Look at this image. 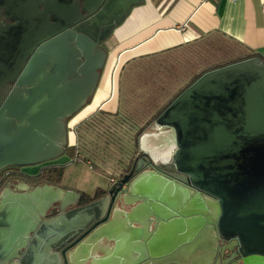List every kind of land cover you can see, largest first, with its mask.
Instances as JSON below:
<instances>
[{
  "label": "water",
  "instance_id": "obj_1",
  "mask_svg": "<svg viewBox=\"0 0 264 264\" xmlns=\"http://www.w3.org/2000/svg\"><path fill=\"white\" fill-rule=\"evenodd\" d=\"M78 1L42 0L37 22L47 42L40 57L22 72L18 59L7 62L9 92L0 95V169L65 155L67 122L93 97L106 63L107 51L99 45L144 2L82 0V15ZM137 146L147 158L145 167L133 159L100 198L67 212L79 202L74 190L45 183L21 194L5 189L0 264L36 263L37 235L50 249L45 264H132L107 251L97 258L91 246L101 239L117 242L114 210L130 201L147 209L155 227L199 219L223 243L219 255L228 252L220 264H264V51L202 73L159 113ZM162 167L173 173L160 172ZM53 210L57 215L49 217ZM122 216L131 224L135 210ZM178 244L176 236L149 258L153 264H178Z\"/></svg>",
  "mask_w": 264,
  "mask_h": 264
},
{
  "label": "crops",
  "instance_id": "obj_2",
  "mask_svg": "<svg viewBox=\"0 0 264 264\" xmlns=\"http://www.w3.org/2000/svg\"><path fill=\"white\" fill-rule=\"evenodd\" d=\"M263 7L264 0H144L141 6L132 9L106 42L107 64L103 76L83 110L84 115L74 118L70 126L98 111L110 114L123 111V98L131 92L128 86L132 79L130 70L138 72L141 64L161 59L174 61L182 55L194 56L206 43L214 41L225 45V52L219 60L262 53ZM109 60L115 61V66L112 63L108 68ZM217 61L215 59L207 65ZM69 144L72 145L71 141ZM78 161L69 156L57 159V163L64 165L61 185L90 199L97 192L106 191L107 180L100 178L95 170L90 169L86 178H80L84 165H77ZM130 202L128 206L120 205L114 210L119 213L115 215L113 225L117 242L101 239L98 244L91 243L97 258L103 257L102 252L107 251L117 261L127 257L132 264H153L155 260L149 256L174 243L177 236L179 244L175 259L178 264H220L227 260L228 252L223 257L219 255L217 241L203 229L199 219L170 220L161 227H155L147 218V209L141 203ZM129 209L135 210L134 221L125 224L122 215H127ZM22 223L27 222L21 219ZM205 225L208 226L207 223ZM37 240L40 243L35 246L34 256L41 262L37 259L34 264H45L50 249L47 240L40 235H37ZM206 255L208 260H205ZM82 264H86L85 261Z\"/></svg>",
  "mask_w": 264,
  "mask_h": 264
},
{
  "label": "flooded vegetation",
  "instance_id": "obj_3",
  "mask_svg": "<svg viewBox=\"0 0 264 264\" xmlns=\"http://www.w3.org/2000/svg\"><path fill=\"white\" fill-rule=\"evenodd\" d=\"M78 3L80 7V12L82 15H84V11L81 9L82 0H79ZM42 10V0H0V95H4L9 92L10 84L6 83L5 79L7 76V62L8 60H10V58L19 60L18 66L20 68V72H22L26 67L27 63H29L35 57L37 58L41 55V47L43 43L47 42L46 40H42V26L40 23L37 22ZM70 30L74 31L72 27L70 28ZM105 42L106 41L102 42L99 45V47L104 50H106ZM149 130L150 126L146 131L141 133L139 139L143 134L147 133V131L149 132ZM64 156H73L70 145L66 148ZM137 158L143 167L147 165V158L145 156H142L141 153H139L138 146L134 160ZM60 166H63L64 169V165L57 163V160H55L51 162L42 163L36 166H8L1 168L0 195L4 193L5 189H8L9 191L15 194H21L44 183L67 189L63 187L60 182L63 172L58 183L52 181V173L47 174V172H50L51 169ZM159 171L164 174L173 173L171 170L163 167L159 168ZM103 194L104 192H101L100 195H95L90 200H86L84 198V196L87 197L86 195L80 194L79 202H77L73 206H69L64 211L67 212L72 209L79 208L87 203H90L100 198ZM5 197H8V194H5ZM7 203L8 202H5V204ZM122 206L125 207L124 205ZM1 212L3 213L2 210ZM55 215H57V213L53 210L49 214V217H53ZM222 246L223 243L217 240L218 251Z\"/></svg>",
  "mask_w": 264,
  "mask_h": 264
},
{
  "label": "rangeland",
  "instance_id": "obj_4",
  "mask_svg": "<svg viewBox=\"0 0 264 264\" xmlns=\"http://www.w3.org/2000/svg\"><path fill=\"white\" fill-rule=\"evenodd\" d=\"M109 39L110 37L106 40V42H108ZM216 47H219V49L221 48L222 51H218ZM223 49H225V45L222 42H212L211 44L201 47V49L197 51L194 56L183 57L182 55L174 58V61L161 59L154 63L141 64L138 72L133 73L130 70L132 79L129 80L128 86L131 92L126 93L123 98V112L125 111L126 114L132 117L138 125L144 124L146 118L152 116V114L157 112L164 104H166L175 92H177L176 90L185 84L192 73L207 66V63H211L215 61V59H220L222 54L225 52ZM115 63L116 62L114 61L113 66H115ZM106 64L107 63H105L101 72V78ZM136 91L140 94V96H138ZM86 106L82 109V111L86 108ZM80 113L78 115H80ZM78 115L75 117L77 118ZM83 115L84 114L80 117ZM75 117L70 119L67 124L68 131L70 133L68 134V138L70 136L69 141H71V143H73L75 138L73 127L77 124L75 125L76 122L71 126L70 124L73 122ZM76 133L81 135L79 130ZM78 149L84 158L90 156L89 153H92L89 150L88 152H84L81 144ZM77 165H84V171L81 173L80 178H86L88 176L86 174H88V171L90 170L89 166L84 161H78ZM78 176L76 178H78ZM99 176L100 178L107 180L105 177L106 175L103 174V176H101L99 173Z\"/></svg>",
  "mask_w": 264,
  "mask_h": 264
},
{
  "label": "trees",
  "instance_id": "obj_5",
  "mask_svg": "<svg viewBox=\"0 0 264 264\" xmlns=\"http://www.w3.org/2000/svg\"><path fill=\"white\" fill-rule=\"evenodd\" d=\"M218 42L214 41L213 43ZM206 43L205 45H208ZM216 49L221 51L219 47ZM253 56L252 54L247 55L243 58L231 59V60H219L212 64H208L202 69L195 71L188 78L185 84L175 92V94L164 104L157 112L152 116L146 118L144 124L138 125L132 117H130L124 111H117L114 114L96 112L91 115L88 119L82 121L77 127L76 132L79 130L81 135L77 133L78 148L82 145L84 152L91 151L92 153L85 159L90 161L93 170L100 173V166L111 163L113 166L129 170L131 163L137 152V144L139 136L142 132L146 131L149 126L152 125L155 118L159 113L188 85L196 80L202 73L221 67L248 57ZM79 150V149H78ZM73 153V148H71ZM73 158V156H71ZM63 172V166L53 168L50 172L53 174L52 181L58 183ZM101 192H97L100 195ZM86 200L90 198L85 197Z\"/></svg>",
  "mask_w": 264,
  "mask_h": 264
},
{
  "label": "built area",
  "instance_id": "obj_6",
  "mask_svg": "<svg viewBox=\"0 0 264 264\" xmlns=\"http://www.w3.org/2000/svg\"><path fill=\"white\" fill-rule=\"evenodd\" d=\"M231 1H233V0H231ZM263 11H264V7H263ZM89 117H87L86 119H88ZM84 120H82V121H84ZM82 121H80L76 126L73 127V133H74L75 138H74L72 145H70V144L69 145L71 146V148H73V159L79 160V161H84L89 166V169L93 170V166H92L91 162L86 160L84 157H82V154L78 150V139H77V134H76L75 129ZM68 134H69V131H68ZM97 164L100 166V169H101L100 174L102 176H103V174L106 175L105 177L107 179L108 186L114 185L128 171L127 169L115 167L111 163H108L107 165H101L99 163H97Z\"/></svg>",
  "mask_w": 264,
  "mask_h": 264
},
{
  "label": "bare ground",
  "instance_id": "obj_7",
  "mask_svg": "<svg viewBox=\"0 0 264 264\" xmlns=\"http://www.w3.org/2000/svg\"><path fill=\"white\" fill-rule=\"evenodd\" d=\"M112 63H113V62H112L111 60L108 61V68L110 67V65H111ZM84 113H85V111L81 112L80 115L77 116V118H79V117H80L82 114H84ZM77 118L75 117V119H77Z\"/></svg>",
  "mask_w": 264,
  "mask_h": 264
}]
</instances>
